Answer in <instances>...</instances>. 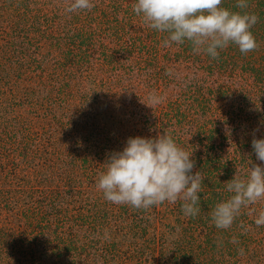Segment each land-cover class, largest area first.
Returning <instances> with one entry per match:
<instances>
[{
	"label": "rangeland",
	"instance_id": "rangeland-1",
	"mask_svg": "<svg viewBox=\"0 0 264 264\" xmlns=\"http://www.w3.org/2000/svg\"><path fill=\"white\" fill-rule=\"evenodd\" d=\"M71 2L0 0V30L9 26L7 38L0 31V48L6 40L11 45L8 57L0 53V264H36L30 250L49 238L35 208L64 220L82 207L83 200L94 211L107 208L110 225L103 224L102 238H92L97 245L91 248L75 224L58 225L59 254L46 258V264H181L185 250L194 251L187 255L194 259L188 264H212L201 253L214 225L204 198L190 223L181 201L133 211L106 201L96 185L109 157L122 151L128 138H155L164 132L191 155L192 174L210 147L228 142L224 148L239 157L231 155L236 163L229 159V167L218 171L219 187L226 170L228 182L261 164L255 153L251 164L248 155L253 138L264 139V92L258 98L249 95L256 79L261 77L264 86V70H251L250 58L257 54L240 53L236 66L231 52L238 47L233 44L222 52V62L211 64L203 52L195 53V59L179 56L177 45L170 47L171 53H161L152 40V51L158 54L137 70L118 41L134 38L145 44L144 30L149 28H127L102 36L103 42L90 38L92 46H77L75 22L93 20L94 7L67 13ZM16 22L24 29L22 41L10 37V26ZM261 39L258 49H264ZM153 95L159 103H150ZM201 186L209 191L213 206L231 195L221 188L224 196L217 194V181ZM259 206L264 209V200L253 204L247 216L242 214L244 220L238 216L235 226L254 227ZM39 228L45 234L41 238ZM218 231L220 237L233 229ZM260 250L257 256L264 257V248Z\"/></svg>",
	"mask_w": 264,
	"mask_h": 264
},
{
	"label": "clouds",
	"instance_id": "clouds-1",
	"mask_svg": "<svg viewBox=\"0 0 264 264\" xmlns=\"http://www.w3.org/2000/svg\"><path fill=\"white\" fill-rule=\"evenodd\" d=\"M222 5L223 0H136L133 12L151 29L167 34L164 47L187 42L194 53L203 52L212 59H218L220 51L233 44L242 54L256 50L251 29L259 17L247 11L248 0H236L239 11ZM93 7L92 0H72L65 11L76 13ZM149 100L151 104L160 102L155 95ZM252 148L261 164L249 167L244 177L235 174L226 183L231 195L210 213L218 229L231 228L242 208L264 200V139L253 138ZM190 156L167 132L155 138L130 137L122 151L109 157L96 186L106 201L116 205L148 210L164 202L181 201L184 215L195 217L200 212L202 180L199 172L192 174L195 164ZM255 224L264 226V210Z\"/></svg>",
	"mask_w": 264,
	"mask_h": 264
},
{
	"label": "trees",
	"instance_id": "trees-1",
	"mask_svg": "<svg viewBox=\"0 0 264 264\" xmlns=\"http://www.w3.org/2000/svg\"><path fill=\"white\" fill-rule=\"evenodd\" d=\"M135 2L136 0H92V3L94 4V8L92 9V13L94 14L93 20L91 21L78 20L77 22H75L74 25V27L77 28V30H75L76 34H74L76 39L78 40L77 46H79L81 42H83L85 46L89 44L92 46L94 44V41L103 42V40H100L102 36L104 37V39L107 37L108 34H111V36H115L119 33H123L124 29L127 28H129L133 32L139 30L140 26L144 25L145 23L143 22L141 17L135 15L133 12V5L135 4ZM248 3H249V7L247 11L250 13H254L259 17L258 23L254 26L256 28L253 27L251 29L258 44L260 41L259 38L260 39L262 37L264 38V34H263L264 29L261 30L263 23L261 20L262 19L264 20V0H248ZM235 4H236V0H223L222 6L225 8H229L233 11H239V9L235 8ZM145 25L149 28L148 30L147 29L144 30L145 32H147L145 44L144 42L138 44L137 40L134 38L132 40H127V41H123V40L120 42L118 41V47L123 50L122 52L130 55V58L128 59V61L130 62L129 65L132 64L131 65L132 68L136 67L137 70H140L142 65L146 66L150 62H152L153 58L158 54L157 51L156 52L152 51L155 48L154 46H151L152 40L153 42L155 40V42L162 48L159 49L161 53L162 52L171 53L170 47L177 45L175 43H172L169 47H164L163 40L167 34L158 33L157 31L151 29L147 24ZM8 27L9 26L4 28L3 30H0L3 38H7L9 36V34L7 33ZM10 30H11L10 37H13L12 39L14 40L19 39L20 41L23 40L24 29L20 27V22H16L12 24L10 26ZM150 30H153V32L150 33L151 32ZM90 38L94 39V41L91 42L89 40ZM8 42L9 41L6 40L4 42V45H2L0 48V53H3L5 57L9 56L8 50L11 45H9ZM177 46L181 47L179 56L188 59H190L191 57H194V59L196 58L197 55L193 52L191 53V51L187 49V46L191 47L189 43L186 42L183 45H177ZM234 48L236 47L234 46ZM1 49H3V52ZM224 51L225 50L220 51L218 59H212L209 56L208 57L206 56L205 58H208L209 59L208 61L211 64H215L221 61L222 52ZM233 51L231 53H233V57L236 58V61L233 60V64L237 62L236 66H238L239 65L238 58L241 52L239 51V49L237 51L236 49H234ZM252 52L253 54L256 53L257 56L256 58H250L252 60L250 62L252 63L251 70L253 71L258 70L259 72H262L264 70V49H258L257 47V49ZM258 52L261 53L262 55H258ZM225 53L230 54V56L232 55L229 52H225ZM113 55H110L108 57L110 61H112L114 57ZM115 61L116 60H113V62ZM254 65L258 66L260 69H258ZM241 67H244V65H242ZM241 67H240V71L242 72ZM236 69L239 70V68ZM246 70L247 69H243V72H246ZM258 79L263 81L261 77ZM258 79H256V81L254 82L255 83L254 89L256 90L259 87V85H261V87L256 92L255 90L250 91L249 95L252 98L254 97L258 98L260 97L262 92H264L263 91L264 86L261 84V82ZM226 90H228V88ZM241 101L247 102L251 100L242 99ZM224 143H228V142H221V144L216 145L213 148L210 147L208 151L205 152L203 159L197 161L199 165V167L197 168H198V172L200 173L202 183L205 186H208V184L212 183V181H217V190H218L217 194L219 193L222 196L224 195L222 194L221 189H226V185H224L223 182L227 181L228 172H230V170L229 171L226 170L227 172L224 173L223 175L224 177L222 176V183L220 187L218 185V175H219L218 171L221 172L223 169L225 170L227 167H229V159H231L233 164L236 163L233 157H230L231 155L234 157H239L238 155L229 153V151H227L224 148ZM252 153H254L253 150L250 153H248V155L250 154L249 158L251 164H252V155H253ZM240 165L241 164L239 163L237 167H239ZM252 166L253 165H251V167ZM208 193L209 191L204 186L203 187L201 186V192L199 193V196L204 198V201L202 200L203 205H205L204 209H206V211L207 210L212 211L214 206L211 205L209 199H207L210 197V196L207 197ZM81 202L82 204H80V206L82 207L77 208L74 211V214L72 215L70 214L69 216L68 215L64 216L63 217L64 220H61L60 218L54 215H50L46 213L43 209L35 208V212L37 211L36 216H38V218L41 219V221H39L40 224L42 226L44 224L47 238H49V240H45V242L38 243L36 249L33 248L32 250H30V257L32 258V260L36 261V264H41V263L46 264L45 263L46 258L50 259L53 256L56 258L58 257L59 254L58 232H56L55 230L58 229V225L63 224L65 221H69V223L75 224V227H77L76 232H81V235L85 239H89V241H91L90 248L91 246L97 245L95 244V241L92 240V238L101 239L102 235L100 234L101 231L100 228L103 227V224L110 225L109 220L107 219V216H109L108 210L107 208H105V211H94L89 205L84 204V200ZM169 204L170 203H168V205ZM199 204L201 205V201H199ZM251 206L247 208H242L239 217H242L243 219L242 214L247 216ZM261 206H259L260 208L258 209L264 210ZM201 207L202 206H199V208ZM129 208L135 211V208L128 206L127 209ZM156 215L158 216L159 214L156 212ZM165 215L166 216L169 215V210H167ZM189 219L191 221L190 223H194L190 217ZM235 225H237L236 220L234 221V224H232L231 228L226 229V230L233 229V231L220 237L218 230L223 231L225 229H218L217 227H215V225L210 226L209 234L211 235L212 238L209 236L210 239L206 243H204L202 252L200 250V247L196 250L204 254L203 256L205 260L206 258L212 260L213 261L212 264H264V257H261L260 255L257 256L259 254V251H261L260 249L264 248V226L257 227L255 223H254L255 226L252 227L251 225V228H248L247 224L246 225L240 224V226L238 227ZM37 231H38L37 236L39 238L45 236L43 228H42V232H40L41 231L40 228ZM82 246L86 247L87 245L82 244ZM75 249H77V251L80 250V248H75ZM241 249L243 250L242 253L240 251ZM183 254L186 255L179 259L181 264H188V262L191 263V261L194 260L192 256L187 257V255H193L194 251L188 253V251L185 250ZM255 255L257 258H255ZM209 264L211 263L209 262Z\"/></svg>",
	"mask_w": 264,
	"mask_h": 264
}]
</instances>
